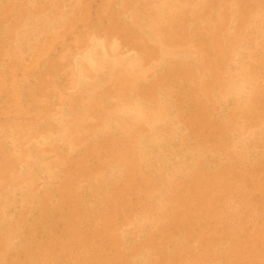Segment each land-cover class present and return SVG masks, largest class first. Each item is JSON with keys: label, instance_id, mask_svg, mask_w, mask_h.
Masks as SVG:
<instances>
[{"label": "bare ground", "instance_id": "obj_1", "mask_svg": "<svg viewBox=\"0 0 264 264\" xmlns=\"http://www.w3.org/2000/svg\"><path fill=\"white\" fill-rule=\"evenodd\" d=\"M0 264H264V0H0Z\"/></svg>", "mask_w": 264, "mask_h": 264}]
</instances>
